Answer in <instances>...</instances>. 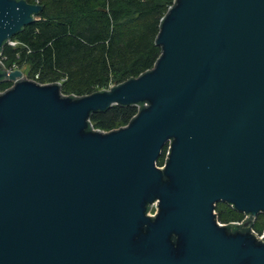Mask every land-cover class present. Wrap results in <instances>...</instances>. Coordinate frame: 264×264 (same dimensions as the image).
Returning a JSON list of instances; mask_svg holds the SVG:
<instances>
[{"label": "water", "instance_id": "95a60500", "mask_svg": "<svg viewBox=\"0 0 264 264\" xmlns=\"http://www.w3.org/2000/svg\"><path fill=\"white\" fill-rule=\"evenodd\" d=\"M41 10L0 0V56ZM156 44L152 70L84 97L0 64V264H264V0H175Z\"/></svg>", "mask_w": 264, "mask_h": 264}, {"label": "trees", "instance_id": "16d2710c", "mask_svg": "<svg viewBox=\"0 0 264 264\" xmlns=\"http://www.w3.org/2000/svg\"><path fill=\"white\" fill-rule=\"evenodd\" d=\"M42 7L32 24L6 43L1 59L6 68L26 69L28 78L60 83L64 95L84 97L121 85L153 69L162 55L156 44L164 16L175 0H26ZM12 86L1 82L0 92ZM137 105L115 106L93 113L95 129L112 131L128 125ZM164 156L158 161L161 166ZM217 221L228 232H246L245 214L216 205ZM254 229L261 232L264 215Z\"/></svg>", "mask_w": 264, "mask_h": 264}, {"label": "built area", "instance_id": "2783aa9c", "mask_svg": "<svg viewBox=\"0 0 264 264\" xmlns=\"http://www.w3.org/2000/svg\"><path fill=\"white\" fill-rule=\"evenodd\" d=\"M8 44H9V45H12V46H16V45H17V42H14L13 40H10V41H8ZM0 64L3 65V67H4L6 70H8V71H13V70L19 69V68H17V67H14V68H6L5 65H4V63H3V60L1 59V56H0ZM24 77L28 78L25 74H24ZM28 79H30V78H28ZM31 80H32V79H31ZM0 93H1V92H0ZM98 130H99V129H98ZM169 151H170V147L168 146V147L166 148V150L164 151V155H163V156H164V162H163V164L160 166V168H163V167H164V164H165V161H166V159H167V157H168ZM156 214H157V204H154V205L151 207L150 211H149V215H150V216H156ZM245 216H246V215H245ZM244 220H245V217H244V219H243L242 221L237 222V223H242ZM219 224H222V223L219 222ZM252 233H254L255 235H257V236H259V237H262V236L264 235V230H262L261 232H259V231H257L256 229L252 228Z\"/></svg>", "mask_w": 264, "mask_h": 264}, {"label": "rangeland", "instance_id": "374dc122", "mask_svg": "<svg viewBox=\"0 0 264 264\" xmlns=\"http://www.w3.org/2000/svg\"><path fill=\"white\" fill-rule=\"evenodd\" d=\"M22 71L24 72V74L28 77V74H27V70L26 69H22ZM221 223V222H220ZM254 228V227H253ZM263 230H264V227H263Z\"/></svg>", "mask_w": 264, "mask_h": 264}]
</instances>
